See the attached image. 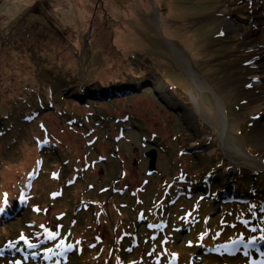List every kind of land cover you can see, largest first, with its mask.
<instances>
[{
	"label": "rangeland",
	"instance_id": "374dc122",
	"mask_svg": "<svg viewBox=\"0 0 264 264\" xmlns=\"http://www.w3.org/2000/svg\"><path fill=\"white\" fill-rule=\"evenodd\" d=\"M6 115L0 264H264V0L1 1Z\"/></svg>",
	"mask_w": 264,
	"mask_h": 264
},
{
	"label": "bare ground",
	"instance_id": "6f19581e",
	"mask_svg": "<svg viewBox=\"0 0 264 264\" xmlns=\"http://www.w3.org/2000/svg\"><path fill=\"white\" fill-rule=\"evenodd\" d=\"M192 72H194V70H192ZM192 75L194 76V78L198 79V80H196L197 87H200L201 89H204V90L207 89V88H209V87H211L207 83L203 82V80L200 79V77L198 76L197 73L194 72V73H192ZM211 89H212V92H213V94H214V96H215V98L217 100L219 114H220L219 117H221V119L223 120V122H226L227 123L228 122V112H227L226 106L223 103L222 99L219 96H217L218 94L214 91V89L212 87H211ZM189 95H190L192 101L195 103V105L197 107L198 106V99H197V97L193 93H190ZM259 109H261V108H259ZM244 155L245 156H250L249 154H246V153ZM234 194L235 193H233V195Z\"/></svg>",
	"mask_w": 264,
	"mask_h": 264
},
{
	"label": "trees",
	"instance_id": "16d2710c",
	"mask_svg": "<svg viewBox=\"0 0 264 264\" xmlns=\"http://www.w3.org/2000/svg\"><path fill=\"white\" fill-rule=\"evenodd\" d=\"M123 89H126V88H122V89H118L119 90V92H116V93H114L115 91H118V90H115V91H113V94H123L124 92H125V90H123ZM104 96H107V95H104ZM6 118H4V117H2L3 119H5V120H0V128H3V126L4 125H2V121H7V123L10 121L11 123H12V120H13V117H12V115H6L5 116ZM20 117H23V119H24V121L25 122H27V120H28V118H27V115L26 114H24L23 116H20ZM19 116L17 117V118H20ZM17 120V119H16ZM15 120V121H16ZM11 125H13V124H11ZM5 127V126H4ZM11 127H13V126H10V125H8V127L5 129V131H11L13 128H11ZM4 129V128H3ZM1 135H4V133H2ZM245 175H247L246 173H242V177H244ZM245 180V181H244ZM216 182L217 181H221V180H219V179H216L215 180ZM242 182L241 183H244V182H246V181H248V182H250L251 184L253 183V182H255L256 181V179H255V176H252V175H247V177L246 178H243L242 180H241ZM204 183L205 184H208L207 182H205L204 181ZM198 187H199V185L198 186H196L195 185V187L193 186V189L192 190H197L198 189ZM202 188H204L203 186H202ZM231 196L232 197H235V195H233V193L230 195V196H228V199H230L231 198ZM241 196V195H240Z\"/></svg>",
	"mask_w": 264,
	"mask_h": 264
},
{
	"label": "water",
	"instance_id": "95a60500",
	"mask_svg": "<svg viewBox=\"0 0 264 264\" xmlns=\"http://www.w3.org/2000/svg\"><path fill=\"white\" fill-rule=\"evenodd\" d=\"M146 156L150 158L149 172L153 174L157 170L158 152L153 149L150 152H146Z\"/></svg>",
	"mask_w": 264,
	"mask_h": 264
},
{
	"label": "snow or ice",
	"instance_id": "6c2138e0",
	"mask_svg": "<svg viewBox=\"0 0 264 264\" xmlns=\"http://www.w3.org/2000/svg\"><path fill=\"white\" fill-rule=\"evenodd\" d=\"M50 235H54V234L50 233ZM30 246H32V245H30ZM49 251H51V249H49Z\"/></svg>",
	"mask_w": 264,
	"mask_h": 264
},
{
	"label": "built area",
	"instance_id": "2783aa9c",
	"mask_svg": "<svg viewBox=\"0 0 264 264\" xmlns=\"http://www.w3.org/2000/svg\"><path fill=\"white\" fill-rule=\"evenodd\" d=\"M1 1L3 2L4 0H0V2H1Z\"/></svg>",
	"mask_w": 264,
	"mask_h": 264
}]
</instances>
